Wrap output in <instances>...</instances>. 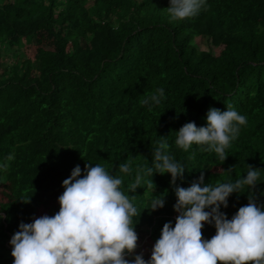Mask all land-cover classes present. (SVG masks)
<instances>
[{"label": "trees", "instance_id": "obj_1", "mask_svg": "<svg viewBox=\"0 0 264 264\" xmlns=\"http://www.w3.org/2000/svg\"><path fill=\"white\" fill-rule=\"evenodd\" d=\"M207 2L195 18L174 21L169 0H0V161L14 154L0 173V264H12L8 242L20 222L58 211L61 183L76 165L112 172L128 158L134 168L150 165L156 141L167 136L186 168L181 186L201 171L215 184L245 174L246 165L264 169V0ZM157 88L166 99L149 111L140 100ZM229 104L248 123L223 163L197 146H175L174 131L204 126L210 107ZM169 179L153 175L164 207L141 211L135 226L136 252L146 260L177 215ZM133 180L124 177L125 190ZM254 194L264 204V181ZM133 195L138 210L150 208L151 189ZM247 202L245 189L221 210L230 218ZM202 233L208 239L215 229L206 224Z\"/></svg>", "mask_w": 264, "mask_h": 264}, {"label": "clouds", "instance_id": "obj_2", "mask_svg": "<svg viewBox=\"0 0 264 264\" xmlns=\"http://www.w3.org/2000/svg\"><path fill=\"white\" fill-rule=\"evenodd\" d=\"M207 7V0H169L166 10L171 20L182 21L195 18ZM165 99V90L157 88L140 104L151 111ZM247 123V116L231 104L223 111L210 107L204 126L188 122L174 131V144L184 152L197 146L201 152L215 153L223 163ZM160 137L152 148L150 165L144 159L142 166L134 168L132 158L116 165V172L100 163L90 166L86 162L83 170L76 165L61 183L58 211L18 224L8 242L12 264H264V204L257 203L254 194L264 181V169L246 165L245 174L235 180L225 176L215 184L207 183L201 171L184 187L176 182L182 180L186 168L174 158L167 136ZM189 158L194 159V154ZM13 159L14 154H8L0 161V173ZM223 171L230 173L231 168ZM154 174L170 177L177 215L174 223L163 224L146 260L142 252H136L135 226L141 211L164 207L166 192L153 195ZM133 175L125 190L124 177ZM146 178H150L147 183ZM137 188L151 189L150 208L138 210L133 195ZM245 189L247 204L227 217L221 209L228 207L230 196L244 194ZM0 219L6 217L0 215ZM206 224L215 229L208 239L202 233Z\"/></svg>", "mask_w": 264, "mask_h": 264}, {"label": "rangeland", "instance_id": "obj_3", "mask_svg": "<svg viewBox=\"0 0 264 264\" xmlns=\"http://www.w3.org/2000/svg\"><path fill=\"white\" fill-rule=\"evenodd\" d=\"M197 44L199 46L200 49H205L206 48V41L204 39H198L197 40ZM18 53V52H17ZM13 55H15L14 51L10 52L9 55H6L5 58H4V62L5 63H12L13 61Z\"/></svg>", "mask_w": 264, "mask_h": 264}]
</instances>
